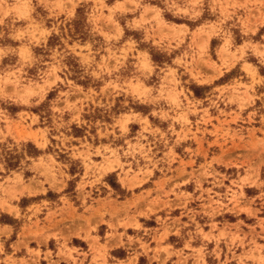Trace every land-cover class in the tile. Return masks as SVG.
<instances>
[{"label": "clouds", "instance_id": "obj_1", "mask_svg": "<svg viewBox=\"0 0 264 264\" xmlns=\"http://www.w3.org/2000/svg\"><path fill=\"white\" fill-rule=\"evenodd\" d=\"M205 13L229 40L221 41L222 58L214 44L201 53L188 43L189 25L205 24ZM262 28L264 0H0V159L14 150L22 158L18 172L0 184V210L13 199L44 197L38 209L13 213L25 223V233L10 251L5 245L12 229L0 228V264H32L29 226L37 232L32 239L45 245L54 240L57 256L71 264H117L114 248L128 249L135 264L155 235L138 223L141 213L149 219L145 209L159 210L167 199L163 188L153 186L160 179L169 194L201 185L192 201H202L204 184L227 186L223 199L255 215L264 212ZM237 66L242 74L233 71ZM234 92L238 99H231ZM20 111L26 118H16ZM217 116L228 121L227 134L218 140L224 147L198 151L196 140L214 139L208 128ZM16 125L24 133L39 130L32 156ZM25 172L34 173L28 181ZM45 185L55 187L50 192ZM244 188L260 190L259 205ZM228 209L225 203L222 210ZM39 213H46L42 232L32 219ZM182 215L189 224L177 218L166 230L177 236L183 231L190 251L215 257L219 249L207 248L220 237L192 249L200 233L188 229L199 213L185 209ZM130 224L136 226L131 237ZM85 236L87 250L69 247ZM257 238L264 235L255 229L225 238L231 258L223 264H264ZM241 248L242 259L235 255ZM45 258L56 264L51 253ZM156 259L167 264L166 257Z\"/></svg>", "mask_w": 264, "mask_h": 264}, {"label": "rangeland", "instance_id": "obj_2", "mask_svg": "<svg viewBox=\"0 0 264 264\" xmlns=\"http://www.w3.org/2000/svg\"><path fill=\"white\" fill-rule=\"evenodd\" d=\"M205 21V24H198L200 25V28L194 29V31H192V36L189 38L188 43L197 46L201 53L214 44L215 49L219 50L222 58L226 52V49L224 46H222L221 41H223V45H227L229 40L219 35L218 26L216 25L214 18L209 17L208 13H205ZM189 26L192 25L190 24ZM261 32L264 33V28L261 29ZM215 59H217V57L213 56V60ZM250 62L255 63V58H252ZM208 71L210 72L211 69ZM233 71L242 74V70L239 66H237V68ZM261 75H264V71L261 72ZM196 86L197 84L194 83L193 87ZM199 86L207 87L203 81L199 83ZM231 99H238L235 92L233 93ZM15 116L17 119L22 120L26 118V113L24 111H20L16 113ZM226 124H228V121L221 119L219 116L211 119V124L208 128V134L213 136L214 139L209 141L207 144H202L199 140H196L194 146L197 147V150L200 151L204 149H211L214 145L218 149L223 148L224 145L219 144L218 140L224 138V136L227 134L228 129L223 127ZM36 131L39 130L35 129L31 133H24L19 125H16V134L20 136V139L29 141V151L27 153L29 156H32L33 143L38 142V138L35 134ZM9 133H12V128H9ZM233 147L236 148L237 146L233 145ZM21 162L22 158L17 157L15 150L13 152H6L4 154L2 159H0V164L4 165L5 172L0 173V184H2L4 181L10 180L14 174L18 172ZM180 164H184L182 159ZM41 166L46 172L48 171V166L46 163L42 164ZM33 174L34 173L32 172H25L22 178L23 181L30 180ZM17 179L20 178L18 177ZM234 182L235 181H233V183ZM225 184L227 185L228 182L225 181ZM153 186L163 188L167 199L160 204L159 210H154L151 206L145 209V211L152 213L149 219L144 218V212L141 213L138 223L143 224L155 235L152 237L151 242L149 243V250L146 253L136 257L135 264H160V261L156 259V256L166 257L167 264H201V257H203V260L206 262V264H223L224 261H227L231 258V254L228 251L229 241L225 238H232L235 240L239 238L241 230L247 233L252 229H255L256 233L264 235V229L261 228V222L264 221V212H261L259 215H255L252 208L240 207L239 204L234 206L230 201L223 199V197L226 196L229 191L227 186L220 189L212 187L211 184H204L203 188L206 190L203 192L202 201H192L191 199V194L196 191V188L201 187L199 184H186L185 186L180 187L177 192H173L171 194H169L171 189L163 179L154 182ZM54 187L55 185H53V188ZM71 187L72 183L69 182V188ZM45 188H48L50 192L53 191V188H49L48 185H45ZM243 191L247 194L249 200H256L257 204L259 205V198L262 195L259 189L244 188ZM197 195L200 194L197 193ZM235 195V191L233 190V197H235ZM9 196H14V193H9ZM43 199V196L32 195L21 197L18 200L13 199L11 205L6 207V210H0V222H11V229L13 232L12 236L9 238V243L5 245L6 249L10 250L12 240L15 236V233L19 230V225L22 222L18 221L17 218L15 221H13L11 218L13 213H19L21 209H23V213H28L30 209H38ZM156 203L159 202L153 201V204ZM225 203H228L229 205L227 212L222 210V206ZM182 205L184 207H182ZM209 205L212 206L209 207ZM216 205H220V207H217ZM169 206H171L170 212L168 211ZM185 209H196V211L199 213V215L195 216L194 223H192L188 229L189 231H199L200 233V237L192 242V249H199L201 247V241L204 239H209L212 236L220 237V239L214 240L208 244L207 251L209 252H217V248L219 249L215 257L205 255L203 252L190 251L187 247V237L184 235L183 231L181 232V235L177 236L173 234L174 230L173 232L166 230L172 228L171 221L177 218H179L184 224H189V217L182 215V212ZM43 214L44 213H39L38 215L42 216ZM45 219L46 215L43 221H45ZM240 220L244 221L245 227L243 229H241L239 226L238 222ZM35 222L37 231L42 232L44 227H38L39 222L37 220ZM105 229H107V226H101L100 232L105 233ZM157 230L159 231L157 232ZM121 231H124V229L121 228ZM30 232L33 234V236L37 234V232L31 230V228ZM127 233L130 235L129 237L136 234L135 224H130L127 227ZM36 240L38 242V238ZM84 240H87L86 236L84 237ZM55 245L56 243L54 240L48 242V246L52 249ZM256 245L264 246V239L257 238ZM141 251H143L142 246ZM243 251L244 250L242 248L236 249L235 255L242 259ZM48 253L49 252H47V254ZM39 254V251L34 252L36 258L39 257ZM113 254H116L117 257L126 259L125 261H117V264H133V261L129 256L128 249L119 248L118 250L114 251ZM256 255H259V253ZM47 262L49 263L48 259H46L44 263ZM232 264H236V261H232Z\"/></svg>", "mask_w": 264, "mask_h": 264}, {"label": "crops", "instance_id": "obj_3", "mask_svg": "<svg viewBox=\"0 0 264 264\" xmlns=\"http://www.w3.org/2000/svg\"><path fill=\"white\" fill-rule=\"evenodd\" d=\"M189 27H190L191 32H192V31H194V29L200 28V25H197L195 27H193V26H189ZM19 209H21V208H19ZM20 212H23V209H21ZM45 215H46V213H44L42 216L37 215V216L32 217L33 220H35V221L37 220L39 222L38 227H44L42 222H43V219L45 218ZM11 218H12L13 221L16 220V216H14V215L11 216ZM18 221H21V220L18 219ZM0 228H11V222H9V221L0 222ZM30 228H31V230H33L32 227H30V226L27 229V240L30 241V242H28V248L33 250L34 252L35 251H39L40 252L39 257L38 258L35 257V259L32 261V264H36V259L39 260V264H49L48 262L44 263L45 260H46L45 256H46L47 252L51 253V259L53 261H55L56 264H71V261L66 260L63 257L57 256V252H59L60 249L56 245L52 249V248H50L48 246V244L45 245V244H42V243H38L36 239H32L33 234L30 232ZM24 233H25V223L22 221L21 224L19 225V230L15 233V236H14L11 244L18 243L21 240V237L24 236ZM105 233H106V229H105ZM12 234H13V232H12ZM128 236H130V235H128ZM69 247H78V248L79 247H83L85 250H87L86 240L77 239L73 244H70ZM118 249L119 248H114L112 250V252H114V251H116ZM17 255L19 256V259L21 261L25 259L24 255H20L19 253ZM13 259H16V258L13 257ZM125 260L126 259H124L122 257H117L116 256V261H118V262L125 261Z\"/></svg>", "mask_w": 264, "mask_h": 264}]
</instances>
